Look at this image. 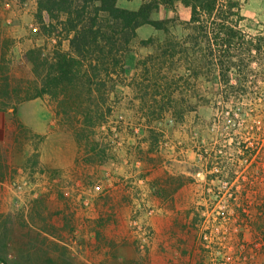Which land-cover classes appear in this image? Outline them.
I'll use <instances>...</instances> for the list:
<instances>
[{
	"label": "rangeland",
	"instance_id": "obj_1",
	"mask_svg": "<svg viewBox=\"0 0 264 264\" xmlns=\"http://www.w3.org/2000/svg\"><path fill=\"white\" fill-rule=\"evenodd\" d=\"M239 1L229 52L212 20L191 24L179 4L154 13L168 32L137 31L125 85L107 83L93 130L73 100L41 99L77 147L56 183L40 157L47 136L5 113L16 127L5 142L13 177L0 182V264H264V0ZM36 8L0 0V90L36 81L22 57L31 46L53 51L57 35L41 30Z\"/></svg>",
	"mask_w": 264,
	"mask_h": 264
},
{
	"label": "trees",
	"instance_id": "obj_2",
	"mask_svg": "<svg viewBox=\"0 0 264 264\" xmlns=\"http://www.w3.org/2000/svg\"><path fill=\"white\" fill-rule=\"evenodd\" d=\"M20 1L25 3L28 0ZM35 2L36 21L49 37L57 35L56 43L49 55L45 54L44 47L38 46L23 54V61L31 65L36 81L27 90H10L9 85L2 87L0 113L10 112L15 117L21 104L44 97L60 99V108H64L68 100H73L82 116L81 122L91 130L102 125L104 113L99 101L109 94L107 83L112 84L111 91L116 84L125 85L126 57L131 52V42L138 37V29L149 25L157 31L168 32L169 20L153 19L154 13L162 7L174 10L176 5H182L190 10L191 24L200 28L203 27L204 18L212 20L214 25L220 27L215 39L218 40L222 32L228 38V52L239 35L227 24L231 16L240 18L239 0H143L137 10L119 7L118 0ZM45 15L49 19L48 23H45ZM62 40L68 41V50L63 49ZM140 44L147 46L149 41ZM256 51L260 52V48H256ZM11 64L8 62L6 67ZM4 66L2 63V72ZM102 74L107 82L100 78ZM96 95L100 100L95 99ZM35 158L37 160L38 156ZM7 223L12 222L8 219Z\"/></svg>",
	"mask_w": 264,
	"mask_h": 264
},
{
	"label": "crops",
	"instance_id": "obj_3",
	"mask_svg": "<svg viewBox=\"0 0 264 264\" xmlns=\"http://www.w3.org/2000/svg\"><path fill=\"white\" fill-rule=\"evenodd\" d=\"M146 26L147 25L142 26L139 29L141 30ZM9 118H15V121L27 127L33 133L47 136L44 140V147L42 148L40 157L44 161V165H46L51 172L54 171L53 174L50 173L48 176L51 182H57V174L59 171L74 168L76 164L77 147L74 143L72 134L65 130H61L56 125L55 113L48 108L41 99L21 104L18 107L17 116L14 117L11 114ZM12 122L13 124H11ZM14 124L13 120H6L5 113H0V168H2L3 171L0 175V182L2 186L9 185L13 177L11 170L14 163H10L9 155V150L12 149L5 142L6 135L8 133V135L14 133L10 132L12 129H15L16 126Z\"/></svg>",
	"mask_w": 264,
	"mask_h": 264
},
{
	"label": "built area",
	"instance_id": "obj_4",
	"mask_svg": "<svg viewBox=\"0 0 264 264\" xmlns=\"http://www.w3.org/2000/svg\"><path fill=\"white\" fill-rule=\"evenodd\" d=\"M31 28H32V31L35 33V35H38L40 31L39 26L35 25V26H31Z\"/></svg>",
	"mask_w": 264,
	"mask_h": 264
}]
</instances>
